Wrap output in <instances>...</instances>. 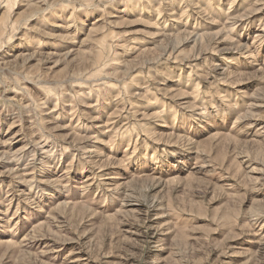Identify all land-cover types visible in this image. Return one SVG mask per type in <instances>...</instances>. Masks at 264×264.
<instances>
[{"label":"rangeland","instance_id":"1","mask_svg":"<svg viewBox=\"0 0 264 264\" xmlns=\"http://www.w3.org/2000/svg\"><path fill=\"white\" fill-rule=\"evenodd\" d=\"M0 264H264V0H0Z\"/></svg>","mask_w":264,"mask_h":264}]
</instances>
